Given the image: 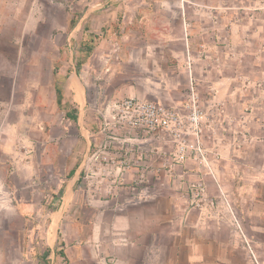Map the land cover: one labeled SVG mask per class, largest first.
I'll use <instances>...</instances> for the list:
<instances>
[{
	"label": "rangeland",
	"instance_id": "1",
	"mask_svg": "<svg viewBox=\"0 0 264 264\" xmlns=\"http://www.w3.org/2000/svg\"><path fill=\"white\" fill-rule=\"evenodd\" d=\"M0 264H264V0H0Z\"/></svg>",
	"mask_w": 264,
	"mask_h": 264
},
{
	"label": "built area",
	"instance_id": "2",
	"mask_svg": "<svg viewBox=\"0 0 264 264\" xmlns=\"http://www.w3.org/2000/svg\"><path fill=\"white\" fill-rule=\"evenodd\" d=\"M120 110L126 114L124 127L138 129L144 135L164 130L174 119L173 113L157 102L126 99Z\"/></svg>",
	"mask_w": 264,
	"mask_h": 264
},
{
	"label": "trees",
	"instance_id": "3",
	"mask_svg": "<svg viewBox=\"0 0 264 264\" xmlns=\"http://www.w3.org/2000/svg\"><path fill=\"white\" fill-rule=\"evenodd\" d=\"M56 94H57V99H58V101L60 100V98H61V91H60V89L59 88H57L56 89ZM70 117L73 119V120H76V117L74 116V115H70ZM74 170L72 169L70 172H69V175L68 176H72L73 174H74Z\"/></svg>",
	"mask_w": 264,
	"mask_h": 264
}]
</instances>
